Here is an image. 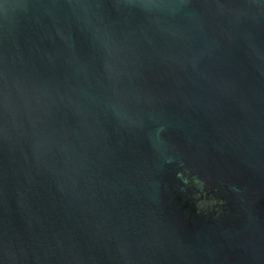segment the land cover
Segmentation results:
<instances>
[{"label": "water", "instance_id": "obj_1", "mask_svg": "<svg viewBox=\"0 0 264 264\" xmlns=\"http://www.w3.org/2000/svg\"><path fill=\"white\" fill-rule=\"evenodd\" d=\"M0 264H264V0H0Z\"/></svg>", "mask_w": 264, "mask_h": 264}]
</instances>
